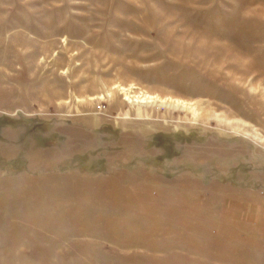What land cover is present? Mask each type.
<instances>
[{
	"label": "rangeland",
	"instance_id": "374dc122",
	"mask_svg": "<svg viewBox=\"0 0 264 264\" xmlns=\"http://www.w3.org/2000/svg\"><path fill=\"white\" fill-rule=\"evenodd\" d=\"M0 264H264V0H0Z\"/></svg>",
	"mask_w": 264,
	"mask_h": 264
},
{
	"label": "bare ground",
	"instance_id": "6f19581e",
	"mask_svg": "<svg viewBox=\"0 0 264 264\" xmlns=\"http://www.w3.org/2000/svg\"><path fill=\"white\" fill-rule=\"evenodd\" d=\"M148 98H151L150 96H147Z\"/></svg>",
	"mask_w": 264,
	"mask_h": 264
}]
</instances>
